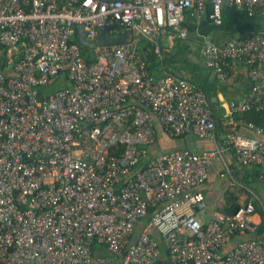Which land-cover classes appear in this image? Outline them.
I'll list each match as a JSON object with an SVG mask.
<instances>
[{
	"label": "built area",
	"instance_id": "built-area-1",
	"mask_svg": "<svg viewBox=\"0 0 264 264\" xmlns=\"http://www.w3.org/2000/svg\"><path fill=\"white\" fill-rule=\"evenodd\" d=\"M208 1L217 26L224 3L264 14V0H0V264H264L258 239L225 250L255 231L254 201L207 220L199 189L227 150L262 168L264 187V127L236 117L264 111V30L224 43L200 35L218 80L234 63L248 69L245 96L228 103L225 145L147 163L155 117L174 137L211 138L217 129L201 89L174 74L155 77L136 51L143 37L179 29L187 11L200 19ZM81 24L90 39L106 26L134 37L97 44L87 59L75 41Z\"/></svg>",
	"mask_w": 264,
	"mask_h": 264
},
{
	"label": "crops",
	"instance_id": "crops-1",
	"mask_svg": "<svg viewBox=\"0 0 264 264\" xmlns=\"http://www.w3.org/2000/svg\"><path fill=\"white\" fill-rule=\"evenodd\" d=\"M189 11H191L190 14L194 17L195 22L198 25L194 34L189 33L188 27L186 26L187 23L190 22L188 19ZM189 11H187L185 20L181 24L179 29H176L173 27H166L162 32L154 33V38L157 37L158 39H160L162 43L161 45L163 46V48L168 49L174 46L178 38H182L181 36H178L180 33V29H186L188 37L189 35H197L196 37H193L195 38V40H193L190 43V49H191L190 57H192V60L198 63L203 69V72L200 73L199 76H197L198 80L202 82L204 79L203 78L204 75H209V78L211 79L217 78L214 72L208 67L204 57L201 56L199 52V46H200V40H201L200 35H203V34L211 35L214 41H216L214 38V35H217V34L214 31H210L209 33H204L203 31H201L200 23L202 22L205 14L200 19H197V17L193 15L192 10H189ZM79 28L80 27L78 26L76 35L80 34ZM104 28L105 27L99 28L98 35L100 37L101 35H110V36L119 35L124 30V28L120 26H116L114 30H107V31L104 30ZM99 36L96 37L95 39H90L86 36V40L89 43H96V45L101 44L103 42H100V40H104V38H100ZM110 36L109 38H112ZM187 38H183V39H187ZM228 38H225V40L222 43H224ZM76 39H78V37H76ZM144 39H148V38L143 37L142 39H140L139 45H140L141 40H144ZM81 45L85 46V48L87 49L86 52H83L85 57L87 59L89 58L92 59L94 47L80 44V46ZM138 47L136 49L137 53H138ZM157 49L161 51L159 44H157L156 51ZM157 69L159 70L158 73L161 74V72L164 71V66L160 65ZM247 71H248L247 67L241 63H234L232 67L229 69L228 76L224 80L226 81L228 79L229 86L225 90V92H218L216 96L219 100L218 105L221 107L220 111L223 110L222 111L223 117L227 116V113H226L227 107H228V103L231 100H240L241 98L245 96L247 86L249 83L248 77H247ZM190 76H192V74H190ZM196 86L198 85L196 84ZM154 122H155L154 127L156 131L155 141L149 144L151 146H149V149H148L147 163H151L152 161L155 160V157L158 154L166 152V151H171V150H175L179 148H188L197 153H202L204 151H214L219 146L225 145L226 125L224 121L222 125L224 124L225 128H223L222 125L219 126L216 129L214 136L211 138H200L193 131L186 133L184 135L178 136V137H174V136L167 134L164 131L159 120L156 117L154 118ZM252 167H255V166H242L238 164L236 162V159L234 158V153L232 151L227 150L224 157L220 155H217L215 157L212 165L208 169V176L205 182L199 187V189L205 194V198L208 204V210L206 214L207 220L213 219L216 213H224L220 210V208L225 204V195L227 191L229 190L235 192L237 195L240 196L241 204H243L244 202L248 200H252L256 204V210L251 215V221L256 226L255 231L247 232L246 234L235 235V237L231 240V242L225 247V250L232 248L238 241L242 239L255 238L264 243V193L259 191L261 188H263L264 190V187L261 185L260 181H258L257 183L253 184L254 189H251L249 187L244 186L243 184L241 185V182L239 180V178H242V175H244V170L246 168H252ZM238 172H240V174H238ZM235 174L238 175V177Z\"/></svg>",
	"mask_w": 264,
	"mask_h": 264
},
{
	"label": "trees",
	"instance_id": "trees-1",
	"mask_svg": "<svg viewBox=\"0 0 264 264\" xmlns=\"http://www.w3.org/2000/svg\"><path fill=\"white\" fill-rule=\"evenodd\" d=\"M212 7V2L208 1L206 13L200 23V28L204 33H209L210 31L216 32L217 35H214V38L219 43H222L225 38L228 37H246L251 31L259 32L264 30V14L249 16L245 11L228 3H224L222 8L223 24L220 26L214 25L209 18ZM190 12L191 11H189L188 15L190 22L187 23L186 26L188 27L189 33L194 34L198 25ZM196 36L197 35H189L187 39L178 38L174 46L168 49L163 48L160 39L157 37L154 40L144 39L140 42L138 54L146 60L147 67L155 77L169 73L181 76L195 86L197 84L198 86L196 87L205 93L209 101L218 128L222 125L225 118L222 116L223 110L220 111L221 107L218 105L219 100L216 96L218 92H225L229 83L228 79L222 82L217 78H209V75H204L202 82L198 80L197 76L203 72V69L198 63L192 60V57H190V43L195 40L193 37ZM76 42H78V39H76ZM157 44L160 45L161 54L156 51ZM81 49L83 52L87 50L85 46L82 45ZM160 65L164 66V71L161 72V74L158 73L159 70L157 69ZM190 74H192V76H190ZM236 117H242L249 122L264 127V111H256L253 109ZM222 127L225 128L224 124ZM225 133L227 132L225 131ZM261 173L262 168L258 166L246 168L244 170V175H242V178H239V180L244 186L254 189L253 184L259 181ZM238 174H240V172H238ZM236 176L238 177V175ZM240 206V196L229 190L225 195V204L220 210L224 213H234ZM139 229L141 228L139 227Z\"/></svg>",
	"mask_w": 264,
	"mask_h": 264
},
{
	"label": "water",
	"instance_id": "water-1",
	"mask_svg": "<svg viewBox=\"0 0 264 264\" xmlns=\"http://www.w3.org/2000/svg\"><path fill=\"white\" fill-rule=\"evenodd\" d=\"M104 1H114V0H104ZM122 1H126V2H131L133 0H122ZM79 35H78V42L80 44L83 45H88V46H92L95 47L96 43H89L86 40V32L84 30V25L81 24L79 25ZM115 27L114 26H106L104 28V30H114ZM134 35V32L130 29H124L119 35H114L112 36V38H107V37H103V35H101L100 38H104V44H126V43H130L132 37Z\"/></svg>",
	"mask_w": 264,
	"mask_h": 264
},
{
	"label": "rangeland",
	"instance_id": "rangeland-1",
	"mask_svg": "<svg viewBox=\"0 0 264 264\" xmlns=\"http://www.w3.org/2000/svg\"><path fill=\"white\" fill-rule=\"evenodd\" d=\"M109 36L110 35H103V37H107V38H109ZM114 36V35H113ZM100 37V36H99ZM110 37H112V36H110ZM100 42H104V40H100ZM62 79H64V77H62ZM60 87H62V85L60 84V82L58 81V82H56V83H54V85H51V86H47V87H45V88H43L42 89V91L44 92V93H48V94H50V93H52V92H54L56 89H58V88H60ZM149 146H151V145H147V146H145L146 147V149H147V151H148V149H149ZM151 148V147H150ZM260 192H262V193H264V190H263V188H261L260 190H259ZM260 214V213H259ZM198 217H200L199 215H198ZM137 232H140V229L138 228V230H137ZM96 246L98 247V248H102L101 247V245L99 244V243H96ZM163 247V246H162ZM103 250H100L99 252L103 255V256H112L111 255V252L110 251H108L106 248H102Z\"/></svg>",
	"mask_w": 264,
	"mask_h": 264
}]
</instances>
